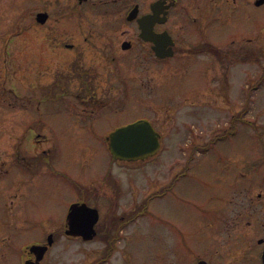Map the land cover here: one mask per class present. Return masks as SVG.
I'll use <instances>...</instances> for the list:
<instances>
[{"label":"rangeland","instance_id":"obj_1","mask_svg":"<svg viewBox=\"0 0 264 264\" xmlns=\"http://www.w3.org/2000/svg\"><path fill=\"white\" fill-rule=\"evenodd\" d=\"M4 2L0 0V135L9 125L22 127L25 124L19 118L23 112L16 96L23 92L29 96L32 85L29 81L33 80L34 73L44 69L43 73L48 74L45 79H49L55 69L42 58L41 52L46 46L41 39L43 28H24L22 22L13 21L11 18H18L19 9ZM246 9L249 16L236 17L229 23L234 48L232 52H225L223 45L221 55L224 59L221 61L215 55L189 58L181 54L168 59L164 66L155 65L148 70L136 69L137 62L134 75L151 78L150 95L131 84L127 98L107 102L109 112L104 118L91 120V125L96 127L94 130L80 131L71 126L70 119L64 117L67 99L62 100V109L58 103L54 107L57 111L45 114L51 131L43 136L48 139L47 145L53 142L56 172L52 177L43 174L35 193L43 227L51 225L53 220L60 229V220L65 219L70 202L86 201L90 206H97L88 194L103 188V176L108 169L111 176L120 181L119 195L121 201L125 198L128 206L147 190L150 194L158 192L165 186L170 172L174 175L180 169L178 159H183L179 147L185 145V133L192 123L202 129L199 139L211 143L210 149L196 157L186 175L180 177L165 196L150 202L149 215L126 229L107 264H194L193 248L197 239L212 231L209 224L217 221V213L213 212L226 206L230 193L242 188L245 181L253 185L261 182L258 175L247 179L249 172L245 175L243 172L260 164L264 145V80L258 82L259 75L264 72V5L249 4ZM13 33L18 35L10 40ZM245 44L249 47L254 44L258 57L250 54L248 62H239L244 60L241 57L248 47L241 50L236 47ZM127 54L133 56L131 51ZM216 61L220 69L229 65L225 75L218 72ZM215 76L219 77L216 81L213 80ZM119 77H122L120 72ZM248 81L251 85L247 87L244 84ZM253 84L258 86L253 89ZM41 93L44 90L38 94ZM246 96L250 100L245 103ZM246 105L241 115L250 124L233 123V115L241 113ZM136 118L148 119L165 138L162 150L155 159L134 168L123 162H113L109 167L105 127L112 129ZM231 128L234 132L227 133ZM218 133L225 136L217 139ZM258 174L261 175V167ZM75 185L82 186L87 196L78 192ZM99 194L96 200L100 198L103 208L101 198L115 196L110 187ZM102 246L97 240L83 242L59 234L51 249L52 263L89 264L96 259Z\"/></svg>","mask_w":264,"mask_h":264},{"label":"flooded vegetation","instance_id":"obj_2","mask_svg":"<svg viewBox=\"0 0 264 264\" xmlns=\"http://www.w3.org/2000/svg\"><path fill=\"white\" fill-rule=\"evenodd\" d=\"M3 1L18 7L20 14L18 18L13 16V21L43 28L41 39L46 46L41 52L42 58L55 69L49 79H45L48 74L43 73L44 69L34 73L33 80L29 81L32 82L29 96L24 92L17 96L23 112L19 118L25 124L9 125L0 135L4 140L0 141V264H53L51 249L59 231L57 222L51 220V225L43 227L35 201L41 176L52 177L56 172L53 142L47 145L48 139L43 136L51 131L45 114L57 111L54 107L58 103L62 109V100L67 99L64 117L70 119L71 126L80 131L94 130L91 120L104 118L109 112L107 102L127 98L131 84L150 95L151 78L134 75L137 62L136 69L148 70L155 65L164 66L168 59L181 54L189 58L215 55L221 61L224 59L222 46L225 45V52H232L234 48L229 23L236 17L249 16L246 9L249 4L260 7L264 2ZM158 45L161 47L158 54L164 56L157 54ZM244 47H248L247 52L239 62L249 61L250 54L254 53V44L236 48ZM128 51L133 52L132 57ZM236 55L240 59V53ZM217 62L218 72L225 75L229 65L220 69ZM126 74L129 75L125 77ZM218 79V76L213 78ZM248 82L244 84L247 87L251 84ZM42 90L44 93L38 94ZM137 119L140 118L112 129L105 127V131L109 133ZM201 131L195 125L187 127V140L179 147L183 159H178L180 169L174 175L170 172L161 188L162 195L156 198L165 196L186 175L196 157L210 149L211 143L200 141ZM260 167L261 175L258 174ZM248 172L247 179L258 175L261 182L253 185L245 181L242 188L230 193L226 206L213 212L217 213V221L210 222L212 231L197 239L193 248L194 264H264V145L260 164L251 166L243 175ZM141 198L131 200V206L124 204L125 208L118 209L119 212L135 207ZM49 234L53 235L52 244L43 254L36 251L35 245L45 244Z\"/></svg>","mask_w":264,"mask_h":264},{"label":"water","instance_id":"obj_3","mask_svg":"<svg viewBox=\"0 0 264 264\" xmlns=\"http://www.w3.org/2000/svg\"><path fill=\"white\" fill-rule=\"evenodd\" d=\"M158 53L160 45L156 48ZM159 148L158 133L147 120H137L119 127L110 134V151L120 159H141L154 154ZM98 219V212L86 204H73L68 212L69 229L67 233L81 234L91 238L93 224ZM49 241L50 237H49Z\"/></svg>","mask_w":264,"mask_h":264},{"label":"trees","instance_id":"obj_4","mask_svg":"<svg viewBox=\"0 0 264 264\" xmlns=\"http://www.w3.org/2000/svg\"><path fill=\"white\" fill-rule=\"evenodd\" d=\"M148 199V198H147ZM147 200L141 205L138 207V209L130 214H123L122 216H119L120 217V222L122 223L124 220L126 219H129V218H133L136 214H138L139 212H142V213H146L147 212ZM125 215V216H124ZM111 222H112V225L115 226V222L117 223L118 222V219L117 218H111ZM106 226H101L99 228V233H98V236L100 238H103L105 240H107V243H108V248H111L112 247V244H113V241H114V238H115V232L116 230H113V229H103L105 228Z\"/></svg>","mask_w":264,"mask_h":264}]
</instances>
